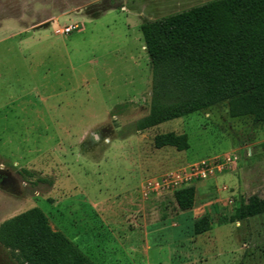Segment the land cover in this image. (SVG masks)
I'll return each mask as SVG.
<instances>
[{"label":"rangeland","instance_id":"obj_1","mask_svg":"<svg viewBox=\"0 0 264 264\" xmlns=\"http://www.w3.org/2000/svg\"><path fill=\"white\" fill-rule=\"evenodd\" d=\"M210 1L0 0V173L15 180L0 184V225L39 208L95 264H264V213L240 216L264 198V125L220 105L135 127L151 99L141 23ZM167 132L187 134L190 148H155ZM236 141L256 142L252 155ZM231 155L193 185L188 211L176 192L143 196L150 178ZM204 216L210 230L196 235ZM0 264L19 263L0 245Z\"/></svg>","mask_w":264,"mask_h":264},{"label":"trees","instance_id":"obj_2","mask_svg":"<svg viewBox=\"0 0 264 264\" xmlns=\"http://www.w3.org/2000/svg\"><path fill=\"white\" fill-rule=\"evenodd\" d=\"M140 30L152 80L149 114L137 121L138 132L175 110L205 112L220 105L230 118L252 117L264 125V0H213L146 20ZM153 143L157 149L190 148L187 134L174 132L156 135ZM195 194L194 186L175 193L180 210L193 208ZM262 213L264 198L256 195L240 209L241 218ZM208 230L207 217L195 222L196 235ZM0 245L19 264H95L39 208L1 224Z\"/></svg>","mask_w":264,"mask_h":264},{"label":"built area","instance_id":"obj_3","mask_svg":"<svg viewBox=\"0 0 264 264\" xmlns=\"http://www.w3.org/2000/svg\"><path fill=\"white\" fill-rule=\"evenodd\" d=\"M79 30V24H73L65 27L63 33L68 35ZM236 159L235 155H231L224 159L201 161L167 172L161 176L150 178L143 186V196L145 198L161 196L193 186L195 183L207 180L223 171L227 164L230 165Z\"/></svg>","mask_w":264,"mask_h":264},{"label":"crops","instance_id":"obj_4","mask_svg":"<svg viewBox=\"0 0 264 264\" xmlns=\"http://www.w3.org/2000/svg\"><path fill=\"white\" fill-rule=\"evenodd\" d=\"M100 15H98V16H100ZM98 16H96L94 18H97ZM84 30H85V25L83 23H81L80 24V30H79V32H82ZM139 40H140L141 47H143L144 50H146L144 40L141 39V38ZM255 144H257V143L256 142H252V143H240L238 141L232 143V145L236 147V149H235L236 151L243 150L244 155H248V156H251L252 155V153H253L252 147H254ZM132 149H134V148H132Z\"/></svg>","mask_w":264,"mask_h":264},{"label":"flooded vegetation","instance_id":"obj_5","mask_svg":"<svg viewBox=\"0 0 264 264\" xmlns=\"http://www.w3.org/2000/svg\"><path fill=\"white\" fill-rule=\"evenodd\" d=\"M0 184L8 187V186H13L15 187V180L13 177L7 172H1L0 173Z\"/></svg>","mask_w":264,"mask_h":264},{"label":"clouds","instance_id":"obj_6","mask_svg":"<svg viewBox=\"0 0 264 264\" xmlns=\"http://www.w3.org/2000/svg\"><path fill=\"white\" fill-rule=\"evenodd\" d=\"M94 138H98L97 136H94Z\"/></svg>","mask_w":264,"mask_h":264}]
</instances>
